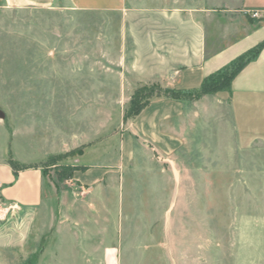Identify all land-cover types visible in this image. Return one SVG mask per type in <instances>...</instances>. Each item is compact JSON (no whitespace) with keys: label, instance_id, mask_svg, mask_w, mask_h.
Wrapping results in <instances>:
<instances>
[{"label":"rangeland","instance_id":"obj_1","mask_svg":"<svg viewBox=\"0 0 264 264\" xmlns=\"http://www.w3.org/2000/svg\"><path fill=\"white\" fill-rule=\"evenodd\" d=\"M125 1L121 12L112 0L0 2V163L44 172L40 205L0 210V264H264V139L240 137L218 97L229 89L177 101L167 154L145 117L125 121L165 89L134 65L142 13L160 3ZM86 162L103 179L68 182Z\"/></svg>","mask_w":264,"mask_h":264},{"label":"crops","instance_id":"obj_2","mask_svg":"<svg viewBox=\"0 0 264 264\" xmlns=\"http://www.w3.org/2000/svg\"><path fill=\"white\" fill-rule=\"evenodd\" d=\"M61 0H0L10 8L53 7ZM82 5V0H68ZM159 7L145 8L142 17L145 52L134 65L140 79L159 82L165 89L194 91L204 79L264 42V0H153ZM125 0H112V11H123ZM257 11L259 18H252ZM141 12H129V16ZM139 30V27L135 28ZM229 100L233 123L240 137L264 139V49L233 80L229 91L218 93ZM176 102V103H175ZM173 104L174 108L170 106ZM184 114L173 100L152 101L136 117H145L143 133L157 151L178 146L166 132L169 119ZM140 132V131H138ZM170 140V141H169ZM87 148L81 160L89 152ZM13 171L0 163V197L8 205L36 207L42 202L44 172L40 165ZM102 168L79 164L68 173V182L89 187L103 179ZM7 198L9 200L4 199Z\"/></svg>","mask_w":264,"mask_h":264},{"label":"trees","instance_id":"obj_3","mask_svg":"<svg viewBox=\"0 0 264 264\" xmlns=\"http://www.w3.org/2000/svg\"><path fill=\"white\" fill-rule=\"evenodd\" d=\"M264 49V42L260 43L253 49L242 54L235 60H233L229 65L218 71L217 73L210 75L202 82L201 86L191 92L177 89H163L158 92H153L152 90L146 91V97L142 105H138L137 109L134 106L131 107L124 116V120H128L132 117L139 116L142 111L150 104L151 99L154 97L164 98L166 100L173 101H183V100H196L207 94H213L220 92L222 90L230 89L233 80L241 73V71L253 60H255ZM193 96V98L191 97ZM9 166L15 172L23 169H28L30 167H19V165L14 162L11 158L8 159ZM74 169H69L68 173Z\"/></svg>","mask_w":264,"mask_h":264},{"label":"built area","instance_id":"obj_4","mask_svg":"<svg viewBox=\"0 0 264 264\" xmlns=\"http://www.w3.org/2000/svg\"><path fill=\"white\" fill-rule=\"evenodd\" d=\"M252 18L258 19L259 18V13L257 11L251 12ZM7 204L5 201L0 197V210L2 209L3 206H6Z\"/></svg>","mask_w":264,"mask_h":264},{"label":"water","instance_id":"obj_5","mask_svg":"<svg viewBox=\"0 0 264 264\" xmlns=\"http://www.w3.org/2000/svg\"><path fill=\"white\" fill-rule=\"evenodd\" d=\"M5 118H6L5 112L0 109V119L4 120Z\"/></svg>","mask_w":264,"mask_h":264}]
</instances>
